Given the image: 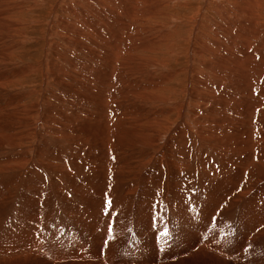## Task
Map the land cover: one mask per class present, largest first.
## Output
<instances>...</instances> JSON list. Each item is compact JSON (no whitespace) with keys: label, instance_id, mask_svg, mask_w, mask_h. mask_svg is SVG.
Segmentation results:
<instances>
[{"label":"rangeland","instance_id":"1","mask_svg":"<svg viewBox=\"0 0 264 264\" xmlns=\"http://www.w3.org/2000/svg\"><path fill=\"white\" fill-rule=\"evenodd\" d=\"M17 2L20 12L12 20L20 33L0 36V161L6 162L0 164V264H264V177L244 191L247 178L217 168L213 158L200 159L208 179L198 175V168L187 167V161H177L179 152L197 146L190 133L177 135L182 131L175 128L181 120L177 112L169 119L174 134L164 151L169 162H160L157 149L164 145L142 131L143 116L137 115L154 104L133 105L131 98L121 104L111 99L106 107L91 98L106 93L118 98L106 81L113 45L118 48L122 41L136 47V60L137 55L156 56L164 69L176 74L158 90L162 100L166 98L161 103L166 107L186 100L191 103L190 81L200 78L197 67L201 74L207 71L196 59L203 52L214 57L208 47L212 39L220 49H234L235 59L247 69L249 61L253 67L258 60L264 63V0H12ZM8 5V0H0V11ZM109 6L112 13L106 15L103 12ZM98 14L107 22L100 33L102 42L98 39L99 47L93 49L92 36L85 30L77 33L81 25L73 31L66 25L72 16L78 22L93 16L92 23L97 22ZM94 24L90 31L103 26ZM66 46L71 47L69 56L62 50ZM9 52L13 54L6 56ZM61 55L66 58L62 66L58 64ZM233 63L227 61L226 66ZM134 68L146 71L145 83L156 74L164 76L154 70L160 66L145 65L140 57ZM150 71L156 73L150 76ZM263 83L264 78L258 77L250 94L244 84L234 88L249 96V101L264 102ZM235 102L227 105L228 112L210 102L213 120H246L241 117L244 110L232 112ZM156 114L151 118L160 119ZM254 115L251 122L256 119L259 125L263 111ZM179 138L185 142L175 144ZM106 140L111 143L108 147L102 143ZM78 141L82 150L73 145ZM114 141L122 148L124 164L143 153L151 177L144 172L140 182L129 178V170L115 174L111 166L118 165ZM106 149L112 156L106 153L101 160L99 154ZM77 156L86 167L78 164ZM151 162L160 165L154 169ZM173 167L183 178L164 185ZM262 167L258 171L264 172ZM173 186L179 194L167 198V189ZM180 187L190 190V196L180 194ZM237 194L242 196L240 202ZM214 202L218 205L212 209ZM109 225L112 239L105 246ZM165 230L167 236L162 235Z\"/></svg>","mask_w":264,"mask_h":264},{"label":"bare ground","instance_id":"2","mask_svg":"<svg viewBox=\"0 0 264 264\" xmlns=\"http://www.w3.org/2000/svg\"><path fill=\"white\" fill-rule=\"evenodd\" d=\"M8 2H9V5L7 6V8H5L3 11H0V22H1L0 23V36L2 35V36H5L6 38L7 37H13L15 34L20 33V31L16 30V21L12 20V15L14 13L20 12V10H19L20 3L17 2L15 4H13L12 0H8ZM7 4H5V6ZM94 12H95V10H94ZM103 13H105L106 15L108 13L109 14L112 13L110 11V6ZM73 18L74 17L72 16L71 19L68 20L66 27L70 31H73L74 29L78 28V25H81V28L77 33L80 34V31L82 32L83 30H85V33L88 36H92L91 37L92 41L89 42L90 46L93 49L98 48L99 47L98 39L102 42V39L100 37V35H101L100 33H101L102 29L104 28L103 24L107 22L106 19L104 20L105 21L104 22L103 20L100 19L99 14H98L96 17L97 22H94V23H101L103 26L100 29L98 28V29L90 31L89 29H91V27L93 28L95 26V24L92 23V21L94 19L93 16L88 21L85 17V21L82 20V22L81 21L78 22L77 20H75V19H77V17L75 19H73ZM105 18H107V16ZM69 30L66 31V33H65L66 36L69 35ZM93 35H98V37L94 38ZM126 42L127 41H122L120 44V47H118V48L113 45V48L115 49V50H112V52H114V53H112L113 58L108 60L107 81L106 82H107V84H111V86L114 87V89L113 88L112 89L118 98H116L114 96L110 97V95L108 97L107 93H106V96L101 95L98 98L91 97L92 100L95 99V102L99 101L100 105L103 104V106H106V107L109 106L108 103H109V100H111V99H113V100L118 99V102H120L121 104H124L128 98H131L134 101L133 105L136 103H139V102L144 103V105L146 104V102L154 104L155 106H152V108L147 107V106H145V108H144L142 106L141 109L144 108L143 109L144 111L141 110L137 115L143 116L142 131L145 134L149 133L151 135V137L154 138L155 141L157 139L162 141L161 144L164 146L162 147V149H157V151L161 157L160 162H162V160H163V162L166 164H168V162H169V154H165L164 151L166 150V147H170L172 139H173V135H174L172 133L173 130L171 131L169 129V125L172 124L169 119H170V115L172 113L177 112L178 115L181 117V120H179L176 123L175 128L176 127L182 128V131L178 132L177 135H181L183 133H190V135L192 136V139H194V141H196V143H197V146H196V144H194L196 147H194L192 151L188 150L184 153L179 152V155L176 158L177 161H183V160L187 161L188 162L187 167L198 168V172H200V174H198L197 171H196V173L199 176L202 174L201 176H204L206 179H208L209 174L208 175L205 174V170L199 166L200 162H201L200 159H205V160L209 161L211 158H213L212 161L214 163H218L217 168H220L222 166L224 168L223 170H227L228 172H230L231 170L234 171L233 175L235 177H237V175H242L245 177V179L247 178L246 179L247 183H245L246 185H244V189H243L244 191L251 189L252 187H254L256 185L257 182H260V178L264 177V172L258 171L257 167L260 169L262 167L261 165H263L262 168H264V120L259 121V125L258 124L256 125V122H255L256 119L253 120V122H251V119L256 117L255 115L253 116V114H255L256 112L263 111V116H264V102L258 101V100L256 101L255 99L253 101H249L248 100L249 96L246 97L245 95H243L242 92H238V90L235 89L234 87L237 83H241V86H242V84H244V87L247 90V94H250V88L253 87L256 79L258 77L264 78L263 60L262 61L258 60V62L256 61L254 64V67L251 65V61H249L247 64V66H248V69H247L240 64V63H243V62H241V60H239L237 57L235 59L236 55L234 54V49L231 52H228L227 50H225V49H227V48H225L226 46H224V47L222 46L224 49L223 48L220 49L221 46H220L219 42L217 43L216 41H214L212 39L211 41H209V46H208L209 49L213 50L212 52H210V54L212 53V55L214 57H216L215 55H218L219 57L217 59V58L210 56L208 53L203 52L201 54V56L196 59L198 61V63H203L202 64L203 68L207 69V71L205 73L203 72L201 74L202 70L197 67L200 78L196 79L194 81H190V84L188 87V94L191 96V103L186 100L185 102H182L179 104H174L170 107H166V106L161 105V103L165 102L166 98L163 101L158 90L164 89L165 85H167L171 80L175 79L176 74L174 72H168L166 69H164L163 67L165 64L159 63L156 60V56L155 57H149L146 54L142 55V56L137 55V60L140 57V60L142 61V63H145V65L149 64V65H155L158 67L160 66L161 67L160 69L155 68L154 70H158V71H160V73L162 75H164L163 77H160V74H156V76L154 77V80H150L149 82L145 83L147 79H145L146 75H143V74H145L146 71L140 70L142 72L139 73V71L137 70L138 68H134V66L136 65V61H137L136 58H134L136 47L134 45H131L129 42H127L128 44ZM149 46H151V44L145 45L144 46L145 50H148ZM144 48H143V51H145ZM51 50H55V47H52ZM62 50L67 51L65 55L69 56L68 52L71 51V47L66 46ZM11 54H13V52H9L6 56H10ZM62 54H64V53H62ZM52 55H55V54L52 53ZM256 58H258V57H256ZM227 61H232V62L234 61L233 66L227 67L226 66ZM64 63H66V58L64 55H61L60 58L58 59V64L60 66H62V64H64ZM10 66H12V65H10ZM26 68L27 67H23L24 72H26V70H25ZM161 70H163L162 71L163 73L161 72ZM252 71H254V72L252 73ZM153 73H156V72L150 71V73L148 75L151 76ZM16 74H18V73H16ZM120 76H122V77L117 81V79ZM215 79H217L219 81V83H215ZM7 80L9 81L10 79H7ZM164 83H165V85H164ZM191 83H192V85H191ZM161 86H162V88H161ZM117 90H118V92H117ZM232 90H234L233 93H231ZM163 92H165V91H163ZM239 97H242V101L240 102V104H239ZM237 100H238V102H235L234 104L231 105V106H233L232 112L233 111L239 112L241 110H244V113L242 114V116L241 115H239V116L243 117V119H246V120H241L240 123H238L236 121L225 122L223 120H213L212 115H213L214 108L209 105L210 102H213L214 105L217 108H219L220 110L227 111L228 110L227 105L229 103H232V102L237 101ZM195 101H197L198 105L194 103ZM111 106L113 108L114 106H116V104L113 103V104H111ZM136 106H138V105H136ZM106 109L103 108V111H105ZM147 113H150V115L148 116ZM156 113H158L160 115V119H158V117L151 118V116L153 114H156ZM156 116H157V114H156ZM249 117H250V119L247 120ZM109 123H110V121H109ZM241 124L243 125V129H240ZM63 126L69 127V124H66ZM140 126H141V124H140ZM139 129H141V128H139ZM164 130H165V132H164ZM252 130L255 133H261V134L254 135V134H252L253 133ZM256 130H257V132H256ZM135 131H136V129H135ZM233 131L235 133H233ZM162 132H164V133L160 134ZM139 135H141V134H139ZM74 139L79 140V139H83V137L82 136H75ZM137 139L138 140L141 139L142 141L145 140V138H141V137L140 138L137 137ZM147 141H149V139ZM181 142H185V140H180V138H179L175 142V144L176 143L181 144ZM102 143H107V140L102 142ZM80 144L81 143L79 141L77 143H73V145L79 146L82 150V147L80 146ZM110 144L111 143H107V147L110 146ZM112 145L115 146L114 155L116 157V160L118 161V165H116V166L111 165L112 170H115V174L116 173L118 174L119 172L122 173L121 172L122 169H124L126 171V173H127V170H129V171H132V175L129 176V178H131V179L135 178V180L140 181V182L143 181V179H144V175H143L144 172L146 173L147 176L151 177V175H152L151 170L152 169L148 168L149 167L148 165H144V164H147L148 161L143 160V158H144L143 153H140V155H137L136 159L127 165V164H124L123 162H121V160H120V158L122 157V152H121L122 148L115 145V141H114V144H112ZM256 150H258L257 152H259V154L256 153L257 157H255V155H254L255 154L254 151L256 152ZM105 151L103 152V150H102L103 153L99 154V157L101 160L105 159L103 157H107V154L109 153V152L107 153V149ZM193 151H195V152H193ZM81 154H83V153H81ZM109 155H110V153H109ZM110 156H112V155H110ZM96 157H95V159H96ZM77 159L79 160L78 164L82 163L85 166L86 163H84L83 160L81 161V158H79L77 156L76 160ZM97 159H96V161L98 162ZM10 161H11V159H10ZM109 161H107V162H109ZM92 162H94V161L92 160ZM97 162H94L93 164L96 165ZM113 162H115V161L113 160ZM202 163L207 164L208 166L209 165L211 166V164L208 162L203 161ZM0 164H6L5 160L2 159V161H0ZM99 164H100V162H99ZM62 165H63V163H62ZM151 165L153 166L154 169H156V166L158 167L160 164L156 165L155 163L151 162ZM103 166H100L101 169ZM102 171H105V170L102 169ZM171 171H172V173H170V171H169L170 176H168V178H166L164 180V185L167 182H174L175 183V182L182 180L183 175L182 176L176 175V171L174 170V167L171 169ZM260 173H262L261 176L259 175ZM104 174L106 176V172ZM113 174H114V172H113ZM128 175H130V174H128ZM105 176L103 175V177H105ZM101 177H102V175H101ZM117 177H118V180H120V182L124 185L125 182L122 181V177H120L119 175ZM161 178H162V176H161ZM263 180H264V178H263ZM145 181H146V179H145ZM185 183H187V182H184V184ZM193 183H195V181H193ZM169 184H171V183H169ZM172 185H174V184H172ZM237 185L238 184H236V186ZM247 185H249V187ZM173 187H169V188L167 187L168 189L166 188L167 191L170 192L169 193L170 195H166L167 198H169V197L172 198V196L176 197L179 194V191L177 192V190H176V188H178V187L177 186L174 188ZM181 187L179 188L180 194L185 193V195L189 197L190 196V194H189L190 190H187V189L181 188ZM238 187H239V185H238ZM164 188H165V186H164ZM191 188H194V187H191ZM191 191H193V190H191ZM172 192L174 195L172 194ZM196 192L197 191L194 190L193 193H196ZM211 195H212V193H211ZM212 196H215V193H213ZM237 196H240L239 199L237 200V202H240V198L242 196L240 194H237ZM217 200L220 201L218 198H217ZM92 201H93V199H92ZM220 202L223 203L222 201H220ZM214 205L215 206L212 209H215V207H217L218 204L216 205L214 202ZM96 206H97V204H96ZM228 208L229 207H227V209ZM88 225H89V223H88ZM86 258H87V256H86ZM97 261H98V259H97ZM158 264H160V263H158Z\"/></svg>","mask_w":264,"mask_h":264},{"label":"snow or ice","instance_id":"3","mask_svg":"<svg viewBox=\"0 0 264 264\" xmlns=\"http://www.w3.org/2000/svg\"><path fill=\"white\" fill-rule=\"evenodd\" d=\"M108 204H109V206H110V205H111V201H108ZM107 231H108V240L103 241V244H104L105 246H107L108 241L112 239V236H111L112 227H111V225L108 226V230H107ZM162 235H163V236H167V235H168V231L165 230V231L162 233Z\"/></svg>","mask_w":264,"mask_h":264}]
</instances>
